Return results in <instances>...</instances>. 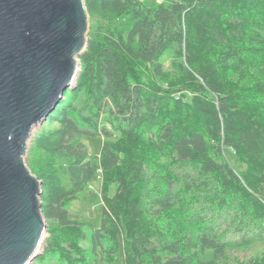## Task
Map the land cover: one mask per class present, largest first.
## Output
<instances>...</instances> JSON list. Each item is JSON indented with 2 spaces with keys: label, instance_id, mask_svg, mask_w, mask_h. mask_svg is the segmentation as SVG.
Segmentation results:
<instances>
[{
  "label": "trees",
  "instance_id": "1",
  "mask_svg": "<svg viewBox=\"0 0 264 264\" xmlns=\"http://www.w3.org/2000/svg\"><path fill=\"white\" fill-rule=\"evenodd\" d=\"M84 3L90 19L102 21L79 57L75 94L86 99L69 100L67 90L29 149L32 157L38 151L48 157L39 170L27 165L41 181L46 221L59 225L44 255L57 254L66 264H98L87 262L77 243L84 225L65 206L101 175L102 224L90 236L96 261L221 264L227 246L206 231L192 237L172 186L180 181L182 192L209 213L236 208L235 228V220L245 218L264 223V0H161L155 7L141 0ZM169 48L184 59L178 82L162 89L134 78L142 65L165 77L159 60ZM102 107L118 137L110 139L112 129L103 127L99 157H88L81 137L100 136ZM46 124L57 128L43 131ZM222 148L246 170L237 175ZM160 157L166 165H159ZM58 160L68 162L71 190L61 181ZM240 264H264V254Z\"/></svg>",
  "mask_w": 264,
  "mask_h": 264
},
{
  "label": "water",
  "instance_id": "2",
  "mask_svg": "<svg viewBox=\"0 0 264 264\" xmlns=\"http://www.w3.org/2000/svg\"><path fill=\"white\" fill-rule=\"evenodd\" d=\"M84 0H0V264H31L46 232L26 157L72 88L87 46Z\"/></svg>",
  "mask_w": 264,
  "mask_h": 264
},
{
  "label": "rangeland",
  "instance_id": "3",
  "mask_svg": "<svg viewBox=\"0 0 264 264\" xmlns=\"http://www.w3.org/2000/svg\"><path fill=\"white\" fill-rule=\"evenodd\" d=\"M141 1L147 7H155L161 0ZM101 24L102 21L99 17L96 16L90 19L89 16V32L91 30H95V28L100 26ZM88 40L89 36L87 35V42ZM183 61V57L178 56L174 48L166 49L159 60L161 71L165 73V77L154 76L152 73V65H142L140 66V68H138V71L134 72V78L142 80H144V78H147L151 83L158 85L160 88L169 89L171 85H173L176 81L178 82V80L180 79L181 68L179 66V63ZM80 73L81 66L77 75V79L75 80L72 88L69 90L67 95V98L69 100L75 97L76 102H84V99H86V94H75L79 85L78 80ZM163 79H167V81H162ZM89 103H92V101L88 102L87 104ZM107 104L110 108L113 107L112 102L109 99L107 100ZM77 122L80 126L84 127L81 121ZM103 127H106V129L108 130L112 129L113 131V127L110 126V118L107 114V107H102V109L99 110L98 114L97 133H99L100 136L92 137L84 135L81 137V142L86 148L88 157H99L100 148L102 146L103 140H105L104 136H102L101 133ZM48 128L55 129L57 128V124H46L43 128V131H46ZM38 130L42 131V126L39 127L36 131ZM112 133L113 135L110 139L118 137V133L114 131ZM222 155L224 156L230 167L237 173V175H240L242 171L246 170L245 165L239 162L237 157L229 149L222 148ZM47 158V155L40 151L35 152L34 157H32V155H29L28 152L26 162L29 166L35 168L36 170H39L43 166ZM62 161L63 160H58V162L56 163V167L58 168L60 164L62 165L59 168L58 174L63 185L67 189L71 190L72 184L69 180L68 175L65 173V168L67 167L68 162ZM157 162L159 163V165H166V158L160 157ZM178 175L183 179L184 175L182 172H179ZM172 187L173 198H175V201L177 202V207L182 211L178 214L179 216L184 217L186 222H189L191 224L188 225L187 228L191 230L192 237L196 239L198 235L206 231L208 234L216 237L227 246L225 255L220 260L221 264H240V262L242 261L248 262L249 260H258L262 257V255L264 254V223L262 226H259L252 223L249 219L245 218V220L242 219L241 221L235 220V224L240 225L238 228H235L233 226V220L236 215V208L233 207L222 210L219 213H209L207 208L201 209L199 205L195 204V201L193 199L196 200V197L189 196V194H185L182 192L180 181L174 182ZM109 188V195L111 196L114 193L115 186L111 185ZM100 190L101 175H97L93 179V181L82 190V192L75 194L74 200L68 202V204L65 206V209L67 210L72 220H77L84 225L83 237L79 238L77 240V243L78 246L85 251L87 262H98V264H106L101 261V256H97L96 261V258H94V256L91 254V233L94 230L99 229L102 224L103 203L100 197ZM177 220L180 222V219ZM196 221H200L199 225L195 224L197 226L194 225ZM58 228L59 225L57 224V222L46 221V232L38 249L37 257L34 261L31 262V264H66L58 257L57 254L44 255L52 231H56ZM63 246L68 245L63 244ZM105 246L108 247V244H105Z\"/></svg>",
  "mask_w": 264,
  "mask_h": 264
}]
</instances>
